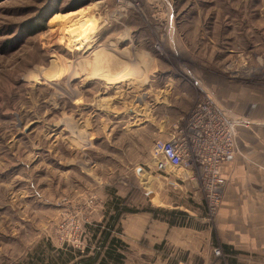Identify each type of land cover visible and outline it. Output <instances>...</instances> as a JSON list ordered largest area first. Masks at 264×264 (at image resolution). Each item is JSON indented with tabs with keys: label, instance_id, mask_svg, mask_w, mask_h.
Returning a JSON list of instances; mask_svg holds the SVG:
<instances>
[{
	"label": "rangeland",
	"instance_id": "obj_1",
	"mask_svg": "<svg viewBox=\"0 0 264 264\" xmlns=\"http://www.w3.org/2000/svg\"><path fill=\"white\" fill-rule=\"evenodd\" d=\"M205 104L247 122L235 154L241 138L260 147L264 0H0V264H98L87 228L114 196L112 236L131 241L120 264H226L212 232L223 192L210 210L198 182L167 184L149 155L191 136ZM165 210L190 217L176 216L183 248L152 245L149 219L137 239Z\"/></svg>",
	"mask_w": 264,
	"mask_h": 264
},
{
	"label": "crops",
	"instance_id": "obj_2",
	"mask_svg": "<svg viewBox=\"0 0 264 264\" xmlns=\"http://www.w3.org/2000/svg\"><path fill=\"white\" fill-rule=\"evenodd\" d=\"M260 127L264 128V125ZM257 139L259 140V138H241L239 153L233 154L221 167L227 182L222 189L221 209L217 220L219 225L216 232H212L215 242L218 240L221 242L223 255L227 258L226 264H264V138H260V147ZM199 198V193L196 192L193 197L195 204L199 202ZM170 211L174 213L171 214L169 221H156L153 214L145 216L144 221L139 222L136 228L139 232L137 239H141L145 219L147 221L149 219L152 223L150 231L156 237H151L152 245L169 239L174 247L183 248V242L177 233L178 230H183L181 226L185 224L180 225L181 222H176V220L178 217L182 219H190V217H183L177 214L176 210ZM101 213L102 215H98L93 225L101 223L104 226L113 211L108 212L107 209L105 212L102 209ZM179 213L185 212L179 211ZM122 214L123 212L118 215L114 227L119 224ZM173 216L176 217L175 221ZM102 226L100 231L95 233V237H93L94 232L87 228L90 241L99 240ZM113 230L110 231V237H113ZM168 231L169 235L166 236ZM133 240L132 238V242ZM120 242L126 245L131 244L129 238H126V241L120 239ZM117 252L120 250L117 249Z\"/></svg>",
	"mask_w": 264,
	"mask_h": 264
},
{
	"label": "built area",
	"instance_id": "obj_3",
	"mask_svg": "<svg viewBox=\"0 0 264 264\" xmlns=\"http://www.w3.org/2000/svg\"><path fill=\"white\" fill-rule=\"evenodd\" d=\"M192 118L191 136L179 130L166 139H157L149 155L153 171L167 184L177 185L176 179L198 182L207 205L214 211L226 182L221 167L236 152L235 128L248 124L240 118L212 112L208 104L200 106ZM169 173L175 177L170 178ZM214 254L218 255L219 250L214 249Z\"/></svg>",
	"mask_w": 264,
	"mask_h": 264
},
{
	"label": "trees",
	"instance_id": "obj_4",
	"mask_svg": "<svg viewBox=\"0 0 264 264\" xmlns=\"http://www.w3.org/2000/svg\"><path fill=\"white\" fill-rule=\"evenodd\" d=\"M43 23H44L43 21H37L35 23H32V24L30 23L26 25L27 29H29L27 30L28 31L27 34L33 35L41 31L43 27ZM120 204H121V199L119 197L114 196L113 200H111L107 204L108 212L111 210L113 211V214L109 215L108 221L104 224V226H102L100 223V224H94V225L92 224V226L89 227L90 230L94 232L93 237H95V233L100 231V227L101 226L103 227V229L100 232L99 240L97 241L98 248H97L96 255H94L95 257L93 259H90L89 261L94 262L95 260L99 259L98 264H111V263L120 264V261L122 260L123 256L120 252H117V249L122 246V243L116 238L110 237V231L114 229V225L116 223V219L118 218V215L125 211L123 208L120 207ZM157 211H161V210H154L153 212L157 213ZM165 213H168V215H171L174 213V211L165 210ZM177 214H180L183 217L186 216L185 213L177 212ZM154 217H155V214H154ZM180 225H184V224L181 223ZM88 249L89 248L86 246L84 253H86Z\"/></svg>",
	"mask_w": 264,
	"mask_h": 264
},
{
	"label": "bare ground",
	"instance_id": "obj_5",
	"mask_svg": "<svg viewBox=\"0 0 264 264\" xmlns=\"http://www.w3.org/2000/svg\"><path fill=\"white\" fill-rule=\"evenodd\" d=\"M77 40H79V39H77ZM81 41V42H80ZM80 41H76L75 42V45L78 47L77 48V50H80L81 49V47H82V45L85 43V38L83 37L82 38V40H80ZM130 75V74H129ZM121 77V76H120ZM125 77V76H124ZM117 78V77H116ZM127 79V78H126ZM120 80V79H119ZM109 81V80H108ZM115 82V81H114Z\"/></svg>",
	"mask_w": 264,
	"mask_h": 264
},
{
	"label": "water",
	"instance_id": "obj_6",
	"mask_svg": "<svg viewBox=\"0 0 264 264\" xmlns=\"http://www.w3.org/2000/svg\"><path fill=\"white\" fill-rule=\"evenodd\" d=\"M142 170L143 169L141 167H137L136 168V173L139 174L140 172H142ZM148 195L151 196L152 195V192H149Z\"/></svg>",
	"mask_w": 264,
	"mask_h": 264
}]
</instances>
